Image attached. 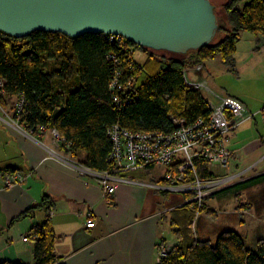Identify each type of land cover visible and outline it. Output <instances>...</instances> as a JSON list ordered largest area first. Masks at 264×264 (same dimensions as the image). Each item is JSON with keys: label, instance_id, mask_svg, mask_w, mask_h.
Instances as JSON below:
<instances>
[{"label": "trees", "instance_id": "trees-1", "mask_svg": "<svg viewBox=\"0 0 264 264\" xmlns=\"http://www.w3.org/2000/svg\"><path fill=\"white\" fill-rule=\"evenodd\" d=\"M222 9L221 23L216 14L220 36L187 53L193 54L188 59L185 55L156 54L128 41H109L103 34L71 39L57 32L35 31L15 38L0 32V106L11 99L22 101L19 111L11 113L20 129L30 135L53 130L63 155L89 169L107 170L112 146L107 130L113 125L130 131H171L170 115L187 123L208 118L206 99L185 84L182 70L218 56L233 71L240 33L264 37V0L243 4L241 0H226ZM135 47L146 55L142 64L132 58L130 52ZM259 115L264 120V106ZM79 152L84 154L82 159ZM195 168L200 178L214 176L207 161L196 160ZM244 181L234 185L239 192L264 186V174ZM176 213L174 218L180 219L182 226L192 218L189 213L183 218L182 213ZM183 231L175 230L181 234L180 241L166 247L156 264H264V232H254L248 243L233 230L219 231L213 241L209 237L188 238ZM30 232L34 238L33 264H62L53 253L54 232L49 219ZM0 264L22 263L0 260Z\"/></svg>", "mask_w": 264, "mask_h": 264}, {"label": "crops", "instance_id": "crops-1", "mask_svg": "<svg viewBox=\"0 0 264 264\" xmlns=\"http://www.w3.org/2000/svg\"><path fill=\"white\" fill-rule=\"evenodd\" d=\"M225 1L210 0L215 9ZM233 64L232 72L218 58L203 62V67L207 73L227 70L235 74ZM200 78L205 79L204 75ZM224 95L240 100L250 113L264 105L263 95L255 105L237 91ZM25 133L0 120V260L33 264L30 230L47 219L54 232L53 253L62 264H156L160 246L180 241L174 218L179 205L170 194L120 184L107 202L96 182L48 155L51 151L62 157L59 141L50 130ZM226 146L234 153L232 170L251 165L264 151V142L245 153L235 144ZM83 157L79 152L78 158ZM260 164L264 166L261 162L257 167ZM5 171L18 172L23 178L6 186L1 178ZM27 209L25 217L13 221ZM88 218L94 223L92 228L84 226ZM24 236L27 241L22 240Z\"/></svg>", "mask_w": 264, "mask_h": 264}, {"label": "built area", "instance_id": "built-area-1", "mask_svg": "<svg viewBox=\"0 0 264 264\" xmlns=\"http://www.w3.org/2000/svg\"><path fill=\"white\" fill-rule=\"evenodd\" d=\"M104 36L109 41L117 40L122 44L126 41L118 35ZM200 69V65L193 69L185 68L182 74L187 86L201 92L204 98L206 95L212 100L211 102L205 98L210 109L206 120L197 119L187 123L183 118L170 115L174 125L171 131H130L113 125L107 130L112 143L107 157L111 166L104 171L89 169L69 157H61L51 151H48V155L76 174L96 182L107 202L114 194L116 186L125 184L152 189L163 194H180L184 202L178 208L187 204L197 211L202 210L210 195L238 180L244 181L247 178L246 174L256 168L258 162L264 161V153L257 163L236 172L221 177H199L195 168L196 160L207 161L210 173L213 165L220 168L228 166L233 151L225 145L226 138L243 122L251 120L254 116L237 98L219 95L207 86L203 79L190 78V74L197 75ZM21 104L22 101L15 104V112L19 111ZM51 133L54 139L58 138L55 131L52 130ZM153 167L163 169L162 174L155 180L143 181L131 177L145 168ZM1 178L4 185L12 186L23 177L18 172L5 171ZM84 226L92 228L94 226L92 219L88 218ZM22 240L27 241V237H22ZM165 250V246L158 248L157 261L164 255Z\"/></svg>", "mask_w": 264, "mask_h": 264}, {"label": "water", "instance_id": "water-1", "mask_svg": "<svg viewBox=\"0 0 264 264\" xmlns=\"http://www.w3.org/2000/svg\"><path fill=\"white\" fill-rule=\"evenodd\" d=\"M216 17L210 0H0V32L11 37L35 31L71 39L111 34L156 54L176 56L209 45Z\"/></svg>", "mask_w": 264, "mask_h": 264}, {"label": "rangeland", "instance_id": "rangeland-1", "mask_svg": "<svg viewBox=\"0 0 264 264\" xmlns=\"http://www.w3.org/2000/svg\"><path fill=\"white\" fill-rule=\"evenodd\" d=\"M246 1L247 0H243V2ZM215 11L218 15V21L221 23V18L224 16L222 5H218ZM218 36H220V34L216 33L214 39H216ZM235 48L236 51L233 54V59L236 65L235 69L237 70V73L235 71V74L231 73L232 71L228 72L227 70H224V72L221 73L214 71L212 73H207L204 70L203 63H197L192 66L189 65V67H186V69H193L195 66L200 65L201 69L199 72H197V75L190 74V78L196 79L204 75L206 80L203 78L200 79H203L207 86H211L219 95L229 94L232 91H237L241 96H247L249 103L252 102L254 105L259 104L258 98L261 95L264 96V37H262L260 34H258L257 37L248 32H241L240 40L238 43H236ZM134 49L135 50L132 53V58L136 63H143L146 55L138 48L135 47ZM189 55L193 54L185 55V59H188ZM215 58L220 59L218 56L214 57L213 59ZM226 68L228 69V67ZM205 98L212 102L208 96L205 95ZM16 103V99H11L8 101L6 106H0V118L7 122L8 126L24 134L25 132L20 129L17 122L11 118V113L13 110H15ZM259 111L254 113L251 112V114L254 115L253 118L249 121L243 122L230 135H228L225 145L228 144L229 146L230 144L231 147H233L235 144L234 147L239 149L241 148V151L245 153L257 148L258 145L263 143L264 120L261 119ZM25 134L28 135L27 133ZM261 137L262 142L260 140ZM62 156L67 157L63 154ZM261 156L252 164L257 163ZM233 158L234 153L228 166L225 168H220L217 165H213L211 167V172L213 175L215 177H221L250 166L248 165L241 169L232 170L230 169V164L233 162ZM258 164L259 162L257 165ZM263 171L264 166L260 164L258 167L256 166V168H253L251 171H249V173L246 174L247 178L245 180L254 177ZM162 172L163 169L159 167L145 168L135 173L133 177L137 180L150 181L157 179L158 176L162 174ZM243 182L246 181L238 180L236 183L228 185L225 188H222L210 195V198L208 197L205 201L206 207L202 210L197 211L196 208L193 209L191 205H189L187 209L185 208L183 210H177L182 213V218L185 215L188 216L186 213H189V216L190 214L192 215V218L190 219V216L189 220L184 223V226H182L180 219H176L178 222L177 228L183 231L182 227H184L186 231H183V234L188 235V238L199 237L204 239L205 237H209L210 240H212L214 232L233 230L240 235H243L247 242L252 240L254 232H264V203L262 204L264 186L248 188L246 191L239 192L237 187H234V185ZM170 197L176 199L178 205L184 202V198L180 194H170ZM257 202L260 206L256 204ZM178 235L181 234L179 233ZM201 235L205 237H202Z\"/></svg>", "mask_w": 264, "mask_h": 264}]
</instances>
